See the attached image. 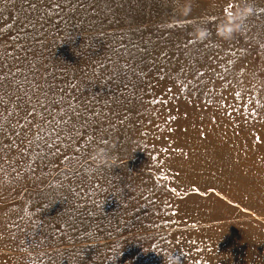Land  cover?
I'll return each mask as SVG.
<instances>
[{"label": "rangeland", "instance_id": "obj_1", "mask_svg": "<svg viewBox=\"0 0 264 264\" xmlns=\"http://www.w3.org/2000/svg\"><path fill=\"white\" fill-rule=\"evenodd\" d=\"M61 4L33 29L0 0V76L100 116L33 155L4 96L0 264H264V0Z\"/></svg>", "mask_w": 264, "mask_h": 264}, {"label": "snow or ice", "instance_id": "obj_2", "mask_svg": "<svg viewBox=\"0 0 264 264\" xmlns=\"http://www.w3.org/2000/svg\"><path fill=\"white\" fill-rule=\"evenodd\" d=\"M41 3L44 7H41ZM70 5L71 0H63V7ZM25 8L30 9L35 16L34 19L26 20V24L33 29L36 28L37 23L42 25L45 19H50L51 12H55L59 16L63 11L61 0H41L40 3H32L31 0H28L26 4L24 0H21V9L24 10ZM24 59L27 60L28 58L24 57ZM31 63L32 61L29 60V67ZM201 75L203 74L201 73ZM35 81V76L30 80L28 75L22 71L15 75L9 71L7 75L0 76V103L3 102L6 95L10 101L15 98L16 107L23 105L27 108L30 106L31 115L38 117V119L33 120L32 124L29 125V127L35 126L36 135L29 139L28 151L37 155L40 151V145H42L48 148L50 154L58 155L59 153L55 152L54 149L58 148L65 140L70 142L73 139V133L79 136L81 129L91 126V123L99 118L100 113H95L93 109L94 115L89 116V106L86 103H77L74 98L65 96L63 89L59 91L58 98L55 85L47 84L45 87L44 84H37ZM9 89L11 90L9 91ZM12 127L15 129L20 125L17 123ZM69 159L66 158L64 162L67 163Z\"/></svg>", "mask_w": 264, "mask_h": 264}, {"label": "clouds", "instance_id": "obj_3", "mask_svg": "<svg viewBox=\"0 0 264 264\" xmlns=\"http://www.w3.org/2000/svg\"><path fill=\"white\" fill-rule=\"evenodd\" d=\"M94 159L98 164L107 165L109 163L107 155H105L103 152H97L94 156ZM164 257L165 264H181L180 259L172 254H166Z\"/></svg>", "mask_w": 264, "mask_h": 264}]
</instances>
